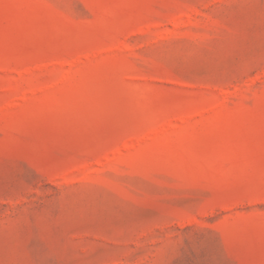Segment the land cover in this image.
I'll return each instance as SVG.
<instances>
[{"label": "rangeland", "instance_id": "1", "mask_svg": "<svg viewBox=\"0 0 264 264\" xmlns=\"http://www.w3.org/2000/svg\"><path fill=\"white\" fill-rule=\"evenodd\" d=\"M0 264H264V0H0Z\"/></svg>", "mask_w": 264, "mask_h": 264}]
</instances>
